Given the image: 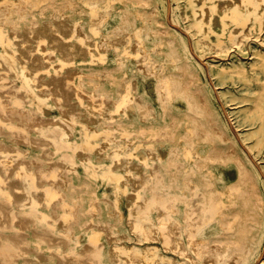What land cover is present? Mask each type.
Masks as SVG:
<instances>
[{
	"label": "bare ground",
	"instance_id": "obj_1",
	"mask_svg": "<svg viewBox=\"0 0 264 264\" xmlns=\"http://www.w3.org/2000/svg\"><path fill=\"white\" fill-rule=\"evenodd\" d=\"M31 1L1 0L0 12L21 11ZM86 3L91 14L88 22L75 16L77 11L71 14L59 8L55 10L59 14H42L8 31L0 23V264H246L242 263L244 255L238 257L241 245L232 248L228 241L244 227L253 236L258 226H246L244 213L260 217L264 199L258 182H252L248 186L250 205L238 207L234 191L241 189L249 166L238 164L239 156L234 157L235 168L226 159L237 154V146L229 124L216 114L203 85H196L202 75L193 71L186 80L188 113L198 110L208 115V124L228 152L221 156L224 167L231 166L239 179L231 171L192 165L203 155L190 122L178 137L171 131L174 120L170 119L165 131L143 136V130L157 125L163 115L153 98L155 90L164 111L171 109L177 92L174 72L162 74L157 68L155 45L149 48L141 29L106 32L102 27L110 15L108 7L94 0ZM179 7L199 50L205 46L223 50L228 41H240L250 34L254 22L246 14L249 10L257 13L264 29V0H184ZM132 8L127 5L116 12L130 14ZM159 31L176 32L163 26ZM259 64L264 65V59L253 68ZM116 68L122 71L120 77L113 72ZM239 68L248 71L247 66ZM181 104L176 105L183 109L186 103ZM117 132L135 147L128 151L125 144L115 146ZM201 134L207 135L206 131ZM168 141L183 145L173 153L186 158L173 163L174 171L185 173L183 185L166 180L168 151L157 144ZM107 157L112 160L106 162ZM198 170L224 176L226 186L215 188L218 199L203 198L199 181L191 176ZM86 174L94 182L82 181ZM100 177L112 182L115 200L104 185L95 182ZM92 191L99 195L87 207L74 201L76 195ZM102 201L116 204L114 212L121 214L128 229L110 225L106 216L110 209H103ZM86 211L91 215L88 220L83 216ZM97 215L106 219L97 221ZM213 220L214 226L209 224ZM73 221L89 222V241L77 236Z\"/></svg>",
	"mask_w": 264,
	"mask_h": 264
},
{
	"label": "rangeland",
	"instance_id": "obj_2",
	"mask_svg": "<svg viewBox=\"0 0 264 264\" xmlns=\"http://www.w3.org/2000/svg\"><path fill=\"white\" fill-rule=\"evenodd\" d=\"M87 1L90 0H32L31 2H25V4L28 3V5L25 6L24 4V7L21 9V11L15 10L13 13L6 15L0 12V23H2L5 27L4 30L8 31L12 27H21L26 23H31L34 20H38L41 18V16L45 15L51 17L54 13L59 14L60 12L55 11L59 8L69 11L71 14L77 11L75 16L82 17L84 21L86 20L88 22L91 14L89 12L90 6L86 3ZM94 1H96V5L105 7L106 9L108 7L106 11H110L111 16L109 15L107 17L102 27L103 29L105 28L104 30L106 32L110 30L114 33L120 31L122 32L123 28L130 30L141 29L147 38L146 43L148 44L149 48L153 50L155 45L157 52L153 54L154 61L157 62L155 64L157 68L162 74L174 72L172 79L178 93L176 92L174 95L175 97L171 100V109H168L166 112L164 111L162 107V101L160 100V93L155 90L153 93V98L154 101L156 100L155 103L157 104V110L160 111V113L162 112L163 115H161L163 117L161 116L157 125H152L145 128L146 130L144 129L142 132L143 136L150 137V135L152 136L154 133L157 134L160 131H165L162 129L167 128L168 121L174 120L172 121L173 127L171 131L175 137H178L186 131V124L190 122L197 130L198 137L196 144L199 146V150L203 155L198 156L199 160H201L198 164L193 163L192 165H199L198 167H200V169L213 168L218 172H221V170L226 171L227 173L231 171L234 174L233 176H235V170H231V166H228L229 168L227 170V167H224L225 163L222 161L221 156L228 155V152L226 150L225 143L220 140L217 133H215L214 129L208 124V115L198 110L191 111L190 114L188 113L189 107L187 106L189 104L187 101H185L187 94L184 86L187 85V81L190 80V75L193 71L200 72L202 75L201 83L197 82L196 85H203L204 92L212 101L214 111L219 116V118L225 120L229 124L231 128L232 140L237 146V154L235 153L234 155H229L226 157V159L230 161V165L235 168L234 157L239 156L240 158L238 159L237 163L239 164L241 162L245 168L249 166L248 169L250 172L248 170L246 178L240 181L241 189L234 191L235 197L237 198L236 200L238 201V207H247V205H250V191L248 190V186L252 182H258L261 195L264 199V65L259 64L256 69L255 67L253 68L254 64L264 59V29H261L260 27L259 21L257 19V13L254 10H249L246 12V14L252 16V22H254V24L251 26V33L246 34L242 40L236 41V39H234L235 41H228V47L223 50L216 48L211 49L208 46H205L202 50H199L198 45L196 44L195 36H193L192 31L187 28V21L182 18L183 15L180 13L181 9L179 4L184 0H144V2H138V0ZM127 5L133 7L130 11V14L128 11L124 12V14L121 12L120 14L122 15L116 12L117 9H123ZM25 8L27 9L25 10ZM153 26H155V28ZM162 26L169 27L171 30L176 32L174 34L170 32L163 33L162 31H159L161 30ZM170 39L174 40L170 41ZM228 39L229 38H227V40ZM210 65H212V67ZM239 65L247 66L248 71L245 73L244 71L240 70ZM113 72H115L118 77L122 75L121 69L116 68ZM156 84V80L154 79V85L156 86ZM190 85L194 86L195 83L191 81ZM180 102L183 103L181 106L186 103L183 109L181 107L178 108L176 105ZM225 105L227 106V110L224 107ZM185 107L187 108L185 109ZM49 113L54 114L52 111H49ZM200 130L206 131L207 135L203 137V133L201 134ZM116 135L118 140L115 139L113 142L115 146H118L121 143L125 144L128 146L126 149L128 151L129 149H133L135 147L136 144H129L125 138L120 137L121 132H117ZM132 136L134 140L137 141L138 138L135 139L137 136L136 133H133ZM8 142L12 143L11 140H8ZM212 142L214 144H212ZM159 144H157V148L165 150L166 152L168 151L165 161V175L167 182L172 180L178 185H183L186 182L184 178L185 173L182 171H174L176 165L173 164L179 160H186L184 156L173 155L174 150L177 148L182 150L183 145L178 144L176 141H168L166 144ZM259 144L260 146H258ZM257 151H259V156L256 154ZM94 160L98 161L99 159L94 158ZM111 160L112 159L109 157L105 158L106 162H110ZM80 165L81 168L84 169L83 164ZM251 168L254 170L256 169L259 175L255 174V171L251 170ZM238 170L239 169L237 168V172ZM191 176L197 178L199 181L202 193L204 195L203 198L206 200L218 199L219 191L215 190L216 186L219 185L221 188L226 186V181L223 180V175H219V177H213L206 172L198 170L195 173H191ZM236 178L239 179L238 173L234 179ZM95 179V182L104 185L108 196L112 199L114 198L113 200H115L117 192L114 189L112 182L103 180L101 177ZM81 180H85L86 182L90 183L94 182L92 179H88L87 174ZM181 192L183 191H180V193ZM149 193L151 196H153V192ZM81 195H76V199H74V201L81 203L82 207L84 208L89 205V200L96 198L99 194L95 191H92L86 192L85 194L83 193L82 196ZM162 199L165 200V197H162ZM83 202L84 204H87L83 205ZM104 203L105 202L102 201V208L104 207L105 209H110L108 214L105 213V215L107 214V219L110 221V225H115V227L118 226L120 229H128V225L124 218H121V214L119 212H114L116 209V204L110 203L111 205L109 206L104 205ZM122 208L124 212L128 214V209L125 204L122 205ZM209 211L206 213H210ZM261 213L262 215H260V217L259 214L252 215L244 213V217L247 218L245 220L246 226H250L251 224L258 226L257 231L254 232L252 237H250L248 234V228L244 227L237 235L230 236V239L232 238L231 240H233L232 242L230 239V242L228 241V243H231L229 246L232 248H234V246L238 248L241 245L239 247L241 250L238 252V257H243V255L246 257L245 260H242V263L262 264L264 261V211ZM156 214L157 212L154 211L153 215ZM89 215L90 213L87 212V214H84L83 216L86 220H88L91 216ZM100 215H97V221L100 219ZM104 217H101L102 220L106 219ZM259 219L260 224L257 222ZM77 223L78 222L73 221L74 228L77 231V236H81L85 242L89 241L92 234V231L87 229L89 222L87 221V223L85 222L84 224L82 222L78 224ZM209 224L214 226L216 225V221L213 220ZM131 235L135 237V234L132 232ZM105 236V234L102 235L104 240L106 239ZM234 241H237V244L234 243ZM246 252L250 253L246 254ZM247 257H249V259H247Z\"/></svg>",
	"mask_w": 264,
	"mask_h": 264
}]
</instances>
